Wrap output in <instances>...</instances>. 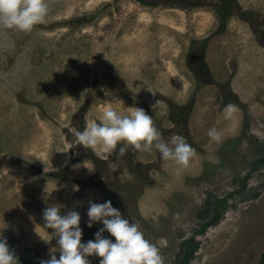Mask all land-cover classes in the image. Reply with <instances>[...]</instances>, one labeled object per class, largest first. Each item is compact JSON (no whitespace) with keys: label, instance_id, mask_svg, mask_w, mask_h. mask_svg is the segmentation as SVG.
Listing matches in <instances>:
<instances>
[{"label":"rangeland","instance_id":"1","mask_svg":"<svg viewBox=\"0 0 264 264\" xmlns=\"http://www.w3.org/2000/svg\"><path fill=\"white\" fill-rule=\"evenodd\" d=\"M189 1L47 0V20L31 32L0 28V232L19 258H50L57 238L35 231H45V207L79 211L86 242L102 226H87L89 201L110 199L164 264L262 261L264 0ZM228 103L238 109L231 119ZM106 106L142 107L166 141L184 136L195 150L189 165L155 149L64 152L68 129L98 122ZM214 214L219 221L197 233Z\"/></svg>","mask_w":264,"mask_h":264},{"label":"clouds","instance_id":"2","mask_svg":"<svg viewBox=\"0 0 264 264\" xmlns=\"http://www.w3.org/2000/svg\"><path fill=\"white\" fill-rule=\"evenodd\" d=\"M48 13L47 0H0V28L31 32L36 25L46 22ZM103 91L106 96L111 93L107 88ZM237 111L236 105L226 104L223 109L224 118L231 119ZM68 131L74 141L64 152L73 145H82L102 159L105 158L102 152L117 151V156H120L128 149L149 153L155 149L163 160L187 167L195 152L182 135L173 134L166 141L155 126L152 115L139 106H129L127 113L106 106L98 122L86 123L83 130L70 127ZM207 136L217 144L223 139L222 133L215 126L207 129ZM260 139L264 140V136ZM118 144L121 146L117 150ZM85 166L90 172L95 170L87 164ZM87 216L88 227L96 222L102 226L94 233L95 239L85 242L81 239L83 229L80 226L79 211L71 209L62 212L58 204L45 207L42 213L45 231H37L36 228L35 231L44 242L56 237L57 243L49 249L50 258L41 259L39 264H91L90 255L100 257L99 264H164L157 244L145 236L137 222L125 217L119 208L113 206L110 199L104 202L90 200ZM174 218L179 219V213H175ZM183 227L187 229L188 226ZM49 228L53 231L49 232ZM105 231L110 236H105ZM0 264H19L17 255L2 232Z\"/></svg>","mask_w":264,"mask_h":264},{"label":"trees","instance_id":"3","mask_svg":"<svg viewBox=\"0 0 264 264\" xmlns=\"http://www.w3.org/2000/svg\"><path fill=\"white\" fill-rule=\"evenodd\" d=\"M137 1L141 2L142 4L150 5V6L158 5L159 1L160 2H164V3L165 2L166 3H170V4H178V3L184 2L186 6L190 4L189 0H137ZM80 130H83V126H80ZM258 163H264V158L263 159L262 158L259 159ZM218 221H219V214H214L207 222L202 224L201 227L199 228V230H197L196 232L197 233H202V232H204L206 230V228L208 226H210L212 224H215ZM192 239L193 238H191L188 241V244L186 246V253H185V257L186 258H190L192 253L194 252V250H196V248H197V244H193ZM8 244H9L10 248L13 249L15 254H16L14 246L11 243H9V242H8ZM18 259H19V264H32L31 262H29L27 260L25 261V260H23V259H21L19 257H18ZM259 264H264V255H263L262 261Z\"/></svg>","mask_w":264,"mask_h":264}]
</instances>
